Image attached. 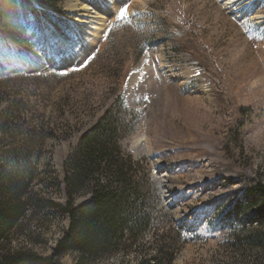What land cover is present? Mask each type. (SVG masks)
<instances>
[{
    "label": "rangeland",
    "instance_id": "374dc122",
    "mask_svg": "<svg viewBox=\"0 0 264 264\" xmlns=\"http://www.w3.org/2000/svg\"><path fill=\"white\" fill-rule=\"evenodd\" d=\"M30 2L20 28L0 16V112L22 101L8 134L15 124L42 132L38 169L56 176L46 195L63 204V162L80 134L120 120L148 217L133 240L83 264H264V240L252 239L264 221L225 212L264 184V0ZM88 201L82 192L74 204ZM28 223L31 235L3 248L48 257L67 229L54 213ZM78 258L68 251L52 264Z\"/></svg>",
    "mask_w": 264,
    "mask_h": 264
},
{
    "label": "trees",
    "instance_id": "16d2710c",
    "mask_svg": "<svg viewBox=\"0 0 264 264\" xmlns=\"http://www.w3.org/2000/svg\"><path fill=\"white\" fill-rule=\"evenodd\" d=\"M21 5L31 7V2L0 0V16L12 27L21 26L17 19ZM21 103L15 99L0 112V264H52L68 251H77L76 264H83L85 257L106 253L118 239L123 241L127 233L133 240L134 233L147 225L148 217L139 200V188L132 182L131 173L137 164L131 156L123 154L119 144L120 120L105 116L80 134L77 146L63 162L65 201L61 204L46 195L47 183L59 187L56 176L52 173L53 176L47 177L45 171L38 169L42 132H35L34 128L19 130L17 124L13 126L14 136L7 132L13 119H20V114L13 113ZM113 182L120 187L113 188ZM82 192L89 194V201L75 205V197ZM225 212L231 218L250 212V222L264 221V184L257 182L244 190ZM52 213L67 218V229L48 257L36 254L25 245L12 250L3 248L13 234L31 235L28 222H38ZM248 238L251 236L240 239ZM252 239L264 240V232Z\"/></svg>",
    "mask_w": 264,
    "mask_h": 264
},
{
    "label": "bare ground",
    "instance_id": "6f19581e",
    "mask_svg": "<svg viewBox=\"0 0 264 264\" xmlns=\"http://www.w3.org/2000/svg\"><path fill=\"white\" fill-rule=\"evenodd\" d=\"M137 78H138V77L134 78V80H133L132 82L136 84V83H137V80H136ZM133 83H132V84H133ZM131 88H132V87H130V89H131Z\"/></svg>",
    "mask_w": 264,
    "mask_h": 264
},
{
    "label": "snow or ice",
    "instance_id": "6c2138e0",
    "mask_svg": "<svg viewBox=\"0 0 264 264\" xmlns=\"http://www.w3.org/2000/svg\"><path fill=\"white\" fill-rule=\"evenodd\" d=\"M120 15H121V16L123 15V9H121V11H120Z\"/></svg>",
    "mask_w": 264,
    "mask_h": 264
}]
</instances>
